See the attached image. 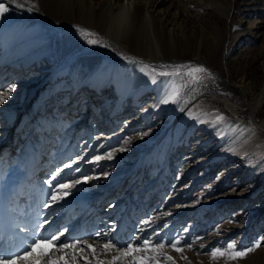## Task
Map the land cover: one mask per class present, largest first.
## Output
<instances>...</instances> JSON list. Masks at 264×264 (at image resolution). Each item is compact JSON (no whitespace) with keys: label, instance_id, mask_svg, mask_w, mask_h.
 <instances>
[{"label":"rangeland","instance_id":"rangeland-1","mask_svg":"<svg viewBox=\"0 0 264 264\" xmlns=\"http://www.w3.org/2000/svg\"><path fill=\"white\" fill-rule=\"evenodd\" d=\"M7 1L0 3L7 5ZM154 1L152 13L165 18L166 27H173L175 34H185L188 45L193 46L182 65L146 64L148 67H139L138 73H120L124 65L119 64V73L114 71L109 76L111 82L103 83L100 92L86 81L76 94L62 71L67 65L78 58L82 65L91 66L99 59L92 54L101 55L104 49L118 58L124 51L112 44V52L97 32L87 30L96 34L87 36L83 34L85 29L75 26L52 30L47 58L30 59L27 65L17 58L12 71L8 72L7 67L0 73L4 76L0 78V96L7 95L9 86L16 85L0 104V191L9 192L5 185L8 180L21 189L12 190L6 197L10 201L6 203L10 229L0 241V253L21 252L34 239L63 232L57 245L80 240L76 249L46 248L52 259L63 256L69 264L73 254L77 264H85L83 257L89 258V264H131L132 256L122 260L114 257L120 256L129 244L141 248L145 240L151 242L155 251L134 255L151 257L147 264H264V146L249 123L251 117L264 119V27H260L264 25V0ZM14 14L22 16L26 11L19 9ZM229 30L232 38L224 55L228 77L242 82L245 97L224 92L222 82L226 81L216 72L220 61L218 44ZM90 38L100 42L89 44ZM198 65L207 68L211 75L199 73L201 78L193 80L187 69ZM53 66L59 67L60 74L47 82V71ZM165 81L175 85V97L168 103H162L167 89H160ZM119 84L128 89V98L120 109L124 111L115 122L111 121L109 126L114 124V129L104 135L107 139L97 138L103 119H109L108 114L115 109ZM258 95L260 102L254 106ZM70 97H76L78 104L73 118L78 130L71 133L70 127L62 139L53 121L64 126L66 99ZM132 103L135 109L127 114ZM228 103L236 106L238 115ZM186 105L197 106V110L182 122L173 137L167 131L168 125ZM217 115L224 120L213 123ZM48 120L52 124L46 128ZM30 154L36 157L37 164L48 160L47 166H37L23 175L22 165ZM77 157L81 159L73 168H64ZM57 168L63 169V178L54 181L53 186L81 180L76 187L81 196L69 206L61 200L44 207L52 192L49 184L42 189L43 181L38 202L18 213L28 199L24 191H29L28 195L34 192L32 180H47ZM79 186L83 189L79 190ZM71 193L75 194V189ZM160 193L161 207L140 216L141 212L134 213L137 218L128 238L116 245L110 233L129 219L131 203L138 205L144 199L141 207L151 208L149 201ZM98 222H106L110 231L98 235L92 230L88 236L71 238L81 227L88 229L90 223L92 228ZM41 224L43 228L39 227ZM16 237L22 242V247L17 246L19 250L14 244ZM177 240L180 242L172 247ZM232 242L236 244L234 250L228 249ZM109 243L115 247L105 250ZM248 248L253 251L231 258L233 251ZM214 249L227 254L214 256Z\"/></svg>","mask_w":264,"mask_h":264},{"label":"bare ground","instance_id":"bare-ground-1","mask_svg":"<svg viewBox=\"0 0 264 264\" xmlns=\"http://www.w3.org/2000/svg\"><path fill=\"white\" fill-rule=\"evenodd\" d=\"M6 3L8 12L0 17V73L7 67L8 72L12 71V67L14 68L18 63V59H21L20 63L27 65L26 63L30 59L34 58L37 61L47 58L51 51L50 34L54 29L65 30L67 27L77 26L85 30L95 31L102 40L107 42V46H109V49L112 52H114L115 49L112 44L124 51H121L120 53L122 58H118L119 56L116 57L117 55L110 56L108 50L104 49L101 52V55L96 53L92 54L93 57L99 59L91 66L82 65L78 62V58H75L72 64L67 65L62 71L69 77L72 84L71 88L76 94L78 92L77 90L82 88L86 81H91L95 91L100 92L103 83L105 84L107 81L111 82L109 76L114 71L119 73V70H116V67L119 66V64L124 65L120 73H138L139 67L145 66L146 64L151 66L166 64L182 65L185 62L184 60L189 56V53L192 52L193 46L191 48L188 45V39L184 33H182L184 35L175 34L176 30H174L173 27H166L167 21L165 18H162L163 21L152 13L155 4L154 0H8ZM21 4L24 6L21 7ZM13 6L15 9L11 8ZM175 8L178 9L179 14L182 13L181 8H178V6ZM19 9L24 12L26 11V15H15L14 11ZM262 26L264 27V25H261L260 27L262 28ZM230 35V30L225 32L223 39L221 40V45L218 44L220 47L217 55L220 56V61L216 72L226 81L222 82L224 92H228L233 96H244L246 90L242 82L230 80L228 77L229 70L224 55L228 50L229 39L232 38H230ZM211 50L213 49L211 48ZM7 55H9V58ZM211 57H214V54H212ZM138 59L139 61H137ZM47 72L48 75L45 77L47 78V82L52 81L60 74L59 67L55 66L49 68ZM2 75H0V78H4ZM2 82L3 80L0 81V84ZM163 86L167 89L166 94L162 97V100H165L174 93L175 85L165 81L161 84L160 89H163ZM40 88L41 86L36 88L35 91H38ZM116 88L117 103L115 109L108 114L109 117L111 115V119H105L106 117L103 119L105 121L99 128L97 138L107 139L104 135L114 129V124L109 126L111 121L115 122V119L119 117L118 115L124 111H120V109L128 98L126 97L128 89L124 86H120V84L117 85ZM29 92L30 91H27V93ZM217 97L220 96L217 95ZM86 102H89V100H86ZM259 102L260 98L258 95L254 98L253 105L256 106ZM66 103L68 104V107L65 109V119L62 124L64 126L61 128L58 121H53L56 132L60 134L62 139H64V136L69 131L68 129L70 127L71 133H76L78 130V126L73 120L76 106L78 108L76 97L66 99ZM92 103L93 102L91 101L90 105H92ZM134 105L135 104L132 103L128 106L129 108L126 110L127 114L134 111ZM228 106L229 108H232L235 115H238L235 105L228 103ZM196 110L197 106L190 105H186L182 109L180 108L178 116L168 125L167 131L175 137L176 130L180 128L182 122L184 123V120L193 115ZM252 110L254 111V109ZM91 114L92 113H90L89 116H91ZM249 123L253 131L252 133L261 138L264 146V119L257 121L251 117ZM51 124L52 121L48 120L46 128L51 126ZM105 125L107 127H105ZM125 126L126 125H124L123 128H125ZM106 129L109 130L106 131ZM47 161L48 160H42L41 164H37L36 157H33L30 154L27 159L25 158L22 165V169L25 171L23 172V175H25V173H30L32 169L37 166L46 167ZM54 174L55 173H52L47 180L42 178L32 180L33 182L31 185L34 192L32 189V195H28L29 191H24V194L28 196V199L21 204V208L16 206L19 209L18 213L28 211L29 208H32V205H35L36 202H38V194L42 191L39 189L40 183L43 181L45 182L41 185V187H43L42 189H45L49 184L47 182L53 180ZM62 178L63 173L57 176L55 181H59ZM11 182L12 181L8 180L6 183L8 191L21 190ZM78 189H83V186H79ZM76 190L77 189L75 188V194L71 193L63 199L65 206L71 205V202L75 197L77 198L81 196L80 191L77 190L78 193H76ZM161 194L162 193H160L154 201H149V204L151 203V208L146 207V205L144 208L141 207L142 205L144 206V199L138 205H135L134 202L131 203L128 208L130 211L128 213L129 219H126L121 227L118 226L119 228H114L110 233L111 239L113 238L116 245L122 244L124 240L128 238L127 233L132 227H134V223L136 222V215H133L134 213L139 211L141 213L138 216H140L144 213H150V210L152 209L161 207ZM4 196L5 194L0 191V241L3 237H7V233L10 229H8L10 215L8 211L5 210ZM135 207L136 209L134 211ZM90 223L88 224V226H90L88 229L81 227L71 236V238L75 237L76 239L77 236H88L92 233V230L97 233L103 232L104 234L110 231V229L108 231L109 225L106 224V222L95 223L92 225V228V223ZM142 230L145 231L146 229L142 228ZM20 241L21 239L17 237L15 238L14 244H16V248L17 246L22 247V242ZM10 243H12V241ZM13 252L15 251L13 250ZM81 259L84 260L85 264L90 263V260L87 257Z\"/></svg>","mask_w":264,"mask_h":264},{"label":"snow or ice","instance_id":"snow-or-ice-1","mask_svg":"<svg viewBox=\"0 0 264 264\" xmlns=\"http://www.w3.org/2000/svg\"><path fill=\"white\" fill-rule=\"evenodd\" d=\"M21 7L24 5L21 4ZM8 12V7L5 3H0V17H2L5 13ZM83 34H86L87 36H95V33H90L87 30H83ZM87 42L89 44H96L100 41L97 39H88ZM145 67H148V65H145ZM153 71H155L153 69ZM188 74L192 77L193 80H199L201 77L198 75L199 73H208L211 75V73L208 71L207 68H205L202 65H198L195 67H188L187 69ZM162 75H168V73H162ZM16 85H11L7 89V95L0 96V104H3L5 100L8 98L9 95H11L13 89H15ZM175 93H173L171 96H169L167 99L163 100L162 103H168L170 100L174 99ZM224 117L222 115H217L215 118V121L213 123H218L220 121H223ZM144 135H147V133H144ZM108 158H111V155L109 154ZM81 159V157H77L76 160H72L69 164H65L64 168H73L74 165L77 164V162ZM99 159V158H96ZM75 171H79V168H76ZM63 172V169L57 168L56 173L53 175V180L49 181V187L52 192L51 200L48 204H45L44 207H49L51 204H55L63 199H65L72 189H75L77 185H79L82 181L81 180H74L72 183H61L53 186V182L56 180V177L59 176ZM105 176H107V173H105ZM90 178H85V181ZM59 189V191H57ZM48 221L45 220L44 224H47ZM144 223H149V221H145ZM44 224L39 225L40 228L44 227ZM64 235L63 232H60L58 235H51L49 237H42L39 239H34L32 243L28 244L25 249H23L21 252L16 253H9L7 255L0 253V264H69V261L63 257L58 256L56 259H52V253L46 246H49L50 248H56L58 250L63 249H76L78 245L80 244V241H74L71 244H60L57 245V242L60 240V238ZM99 235V233H98ZM180 241H175L172 243V247H176V244H178ZM259 246V242H257V245ZM89 248H91V245H88ZM115 247V245L109 243L105 245V250H109L111 248ZM236 248L235 242H232L228 245V249L234 250ZM152 250L155 251V248L152 246L151 242L149 240H145L143 242V246L141 248H134L132 244H129L127 249L121 250V255L118 257H114V260H122L126 256H132L131 264H147V262L151 259V257L143 256L138 257L134 255L136 252L141 251H148ZM179 250V249H177ZM253 251L252 248L245 249L243 251H233L231 254L232 259H236L237 257H243L248 252ZM227 253L222 252L220 249H214L213 255H225ZM168 259H171V257H168ZM71 264H77V260L75 257V254H73V258L71 260Z\"/></svg>","mask_w":264,"mask_h":264},{"label":"water","instance_id":"water-1","mask_svg":"<svg viewBox=\"0 0 264 264\" xmlns=\"http://www.w3.org/2000/svg\"><path fill=\"white\" fill-rule=\"evenodd\" d=\"M71 28H72V27H67V29H69V30H70Z\"/></svg>","mask_w":264,"mask_h":264}]
</instances>
